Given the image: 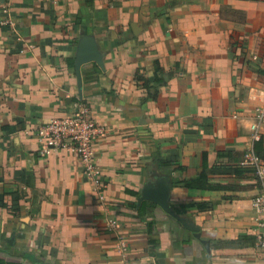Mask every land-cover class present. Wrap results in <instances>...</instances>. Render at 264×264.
Returning a JSON list of instances; mask_svg holds the SVG:
<instances>
[{
    "label": "crops",
    "instance_id": "1",
    "mask_svg": "<svg viewBox=\"0 0 264 264\" xmlns=\"http://www.w3.org/2000/svg\"><path fill=\"white\" fill-rule=\"evenodd\" d=\"M83 36L95 39L103 67L82 65L80 92ZM78 97L105 129L95 143L108 184L101 201L80 157L40 151L34 132ZM263 100L264 0H0V259L264 264V247L250 241L261 179L242 163ZM259 134L264 141V121ZM164 177L171 208L210 250L141 200ZM196 202L212 206L183 210ZM109 212L130 242L125 259L106 229Z\"/></svg>",
    "mask_w": 264,
    "mask_h": 264
},
{
    "label": "built area",
    "instance_id": "2",
    "mask_svg": "<svg viewBox=\"0 0 264 264\" xmlns=\"http://www.w3.org/2000/svg\"><path fill=\"white\" fill-rule=\"evenodd\" d=\"M8 22L7 19L5 23ZM263 121L264 100L261 105L255 108V120L251 124L256 138L260 137L259 125ZM34 132L41 143L40 151L42 152L65 148L74 151L82 161L84 173L90 180L98 200H103V194L108 184L98 162L95 143L105 134V129L97 122L93 111L82 97H78L74 101L70 113L52 117L38 125ZM242 161L243 165L255 168L261 179V189L252 199V207L257 224L255 243L257 246L264 247V161L256 154L253 147L246 149ZM106 209H108L107 206ZM106 229L113 234L118 253L124 259L127 258L130 242L119 219L111 212L107 217Z\"/></svg>",
    "mask_w": 264,
    "mask_h": 264
},
{
    "label": "water",
    "instance_id": "3",
    "mask_svg": "<svg viewBox=\"0 0 264 264\" xmlns=\"http://www.w3.org/2000/svg\"><path fill=\"white\" fill-rule=\"evenodd\" d=\"M88 62H96L98 65L103 67L102 56L95 39L92 36H83L79 44L78 56L75 63L80 92H82L81 67L83 64ZM169 187V181L165 177L158 179L157 185L148 183L143 188L141 200L147 199L160 205L167 213L178 219L186 229L194 234L195 237L200 239L207 250H210V241L202 238L199 226L184 216L178 215L171 208L168 201Z\"/></svg>",
    "mask_w": 264,
    "mask_h": 264
},
{
    "label": "trees",
    "instance_id": "4",
    "mask_svg": "<svg viewBox=\"0 0 264 264\" xmlns=\"http://www.w3.org/2000/svg\"><path fill=\"white\" fill-rule=\"evenodd\" d=\"M157 81H158V78H157ZM254 149H255L256 154L264 161V141H263V138L261 136L256 139ZM243 166L246 169H250V171H252V172H256L255 168H253L251 166H245V165H243ZM201 175L203 176L204 172L203 173L201 172ZM186 185L187 186H193V185H195V186H206V182H204L200 185H199V183L187 182ZM211 206H212L211 204L206 203V202H196V203L185 204V205H183L182 208L184 211H186V210H194V209H206V208H209ZM148 229H149V232L152 231V223H150L148 225ZM245 239H247V236L246 237H239L237 240L227 241L226 243L229 245L241 244V243H243V241ZM253 240L255 241V237L254 238L252 237L250 241H253ZM0 264H7V263L5 261H3L2 259H0Z\"/></svg>",
    "mask_w": 264,
    "mask_h": 264
}]
</instances>
